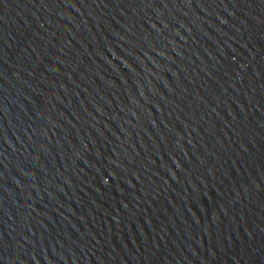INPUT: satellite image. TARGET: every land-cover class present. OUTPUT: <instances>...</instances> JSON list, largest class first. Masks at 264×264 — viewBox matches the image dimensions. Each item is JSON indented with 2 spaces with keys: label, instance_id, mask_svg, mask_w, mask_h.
I'll return each instance as SVG.
<instances>
[{
  "label": "water",
  "instance_id": "water-1",
  "mask_svg": "<svg viewBox=\"0 0 264 264\" xmlns=\"http://www.w3.org/2000/svg\"><path fill=\"white\" fill-rule=\"evenodd\" d=\"M0 264H264V0H0Z\"/></svg>",
  "mask_w": 264,
  "mask_h": 264
}]
</instances>
